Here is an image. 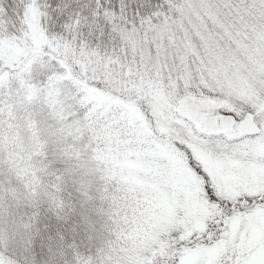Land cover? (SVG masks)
I'll return each mask as SVG.
<instances>
[{
	"label": "snow or ice",
	"instance_id": "obj_1",
	"mask_svg": "<svg viewBox=\"0 0 264 264\" xmlns=\"http://www.w3.org/2000/svg\"><path fill=\"white\" fill-rule=\"evenodd\" d=\"M0 177V264H264V0H0Z\"/></svg>",
	"mask_w": 264,
	"mask_h": 264
},
{
	"label": "trees",
	"instance_id": "obj_2",
	"mask_svg": "<svg viewBox=\"0 0 264 264\" xmlns=\"http://www.w3.org/2000/svg\"><path fill=\"white\" fill-rule=\"evenodd\" d=\"M65 201L68 204L71 203L67 196H65ZM38 227H40L43 233L41 242L36 246L39 255L42 256L40 264H48L46 253L49 247H52L55 250L58 246L63 244L65 253L66 255L69 254L67 255L69 257L71 256V249L68 246L73 243H75L78 246V249L85 254L92 251L91 248L84 247L80 241L81 234L84 233L85 230L88 231V229L87 225L80 221L79 216L70 215L67 220L58 221L56 216L50 212L47 207H44L41 210ZM61 236L63 237L62 241L60 239ZM83 239L81 238V240Z\"/></svg>",
	"mask_w": 264,
	"mask_h": 264
},
{
	"label": "rangeland",
	"instance_id": "obj_3",
	"mask_svg": "<svg viewBox=\"0 0 264 264\" xmlns=\"http://www.w3.org/2000/svg\"><path fill=\"white\" fill-rule=\"evenodd\" d=\"M81 221V220H80ZM83 223V222H82ZM81 238L83 239V240H81ZM80 241L82 242V244L84 245V247H86V248H91V250L92 251H94V247H92V245L93 244H97L98 243V241H95V240H93L91 243L88 241V231L87 230H85V232L84 233H82L81 234V237H80ZM42 244V243H41ZM42 246V245H41ZM67 255H69V254H67ZM42 257V256H41ZM67 258L68 259H71V256L69 257V256H67Z\"/></svg>",
	"mask_w": 264,
	"mask_h": 264
}]
</instances>
